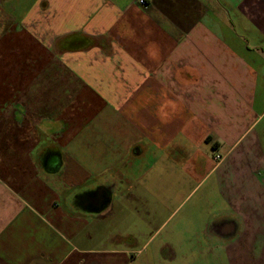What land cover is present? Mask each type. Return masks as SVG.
I'll return each mask as SVG.
<instances>
[{"label":"crops","instance_id":"0c3cea01","mask_svg":"<svg viewBox=\"0 0 264 264\" xmlns=\"http://www.w3.org/2000/svg\"><path fill=\"white\" fill-rule=\"evenodd\" d=\"M6 13L0 264H264V0Z\"/></svg>","mask_w":264,"mask_h":264},{"label":"flooded vegetation","instance_id":"af4514ba","mask_svg":"<svg viewBox=\"0 0 264 264\" xmlns=\"http://www.w3.org/2000/svg\"><path fill=\"white\" fill-rule=\"evenodd\" d=\"M102 194H95L93 197H91L92 199H95L94 201L92 199H90V202H92V205H99V208H104L107 204V191L104 189L101 191ZM205 264V263H202ZM213 264V263H212Z\"/></svg>","mask_w":264,"mask_h":264},{"label":"rangeland","instance_id":"374dc122","mask_svg":"<svg viewBox=\"0 0 264 264\" xmlns=\"http://www.w3.org/2000/svg\"><path fill=\"white\" fill-rule=\"evenodd\" d=\"M16 13H13V16L15 15ZM21 14H24V13H21ZM0 16H1V18H4V16H5V19L7 20V19H9L8 18V14L6 13V14H0ZM16 18H17V16H16ZM188 206H189V204L188 205H186L185 207H183V209L182 210H180V211H177L175 214H177V216H176V219L178 218V217H181L185 212H186V209H188ZM175 219V220H176ZM166 232L164 231L163 232V234H165ZM167 253H164L168 258H169V260H173V259H175L176 258V253H169L168 252V250L166 251Z\"/></svg>","mask_w":264,"mask_h":264},{"label":"built area","instance_id":"2783aa9c","mask_svg":"<svg viewBox=\"0 0 264 264\" xmlns=\"http://www.w3.org/2000/svg\"><path fill=\"white\" fill-rule=\"evenodd\" d=\"M139 4L142 6H145V5H147V0H139ZM221 158H222L221 155L216 156L217 160H220Z\"/></svg>","mask_w":264,"mask_h":264}]
</instances>
